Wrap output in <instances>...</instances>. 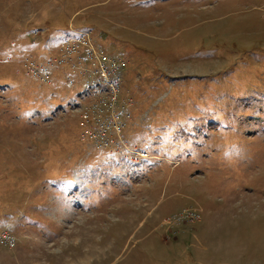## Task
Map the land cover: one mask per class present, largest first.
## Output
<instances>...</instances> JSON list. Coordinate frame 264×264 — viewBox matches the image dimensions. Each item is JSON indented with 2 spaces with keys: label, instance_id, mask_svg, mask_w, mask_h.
Masks as SVG:
<instances>
[{
  "label": "rangeland",
  "instance_id": "374dc122",
  "mask_svg": "<svg viewBox=\"0 0 264 264\" xmlns=\"http://www.w3.org/2000/svg\"><path fill=\"white\" fill-rule=\"evenodd\" d=\"M78 29L126 61L127 146L23 64ZM0 264H264V0H0Z\"/></svg>",
  "mask_w": 264,
  "mask_h": 264
},
{
  "label": "built area",
  "instance_id": "2783aa9c",
  "mask_svg": "<svg viewBox=\"0 0 264 264\" xmlns=\"http://www.w3.org/2000/svg\"><path fill=\"white\" fill-rule=\"evenodd\" d=\"M24 63L28 74L43 81L50 80L53 69L67 64L66 80L74 84L76 77H81L82 93L91 97L79 108L81 138L94 141L98 148L127 146L122 133L127 120L132 118L135 101L123 90L126 61L95 44L91 31L74 30V35L61 43L60 54L46 63L36 64L31 58H25ZM175 216L178 222L184 219L183 214Z\"/></svg>",
  "mask_w": 264,
  "mask_h": 264
}]
</instances>
